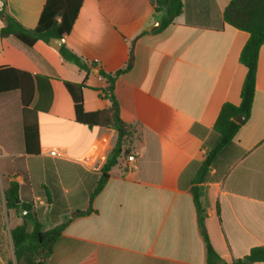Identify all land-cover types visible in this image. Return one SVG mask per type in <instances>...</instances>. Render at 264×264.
Masks as SVG:
<instances>
[{"label": "crops", "instance_id": "0c3cea01", "mask_svg": "<svg viewBox=\"0 0 264 264\" xmlns=\"http://www.w3.org/2000/svg\"><path fill=\"white\" fill-rule=\"evenodd\" d=\"M46 2L0 0V12L33 29ZM183 2V12L154 33L152 0H83L70 32L61 38L60 47L65 44L108 72L126 65L136 38L133 66L117 79L115 96L121 118L137 127L138 138L127 145L135 165L128 156L119 159L93 200L94 212L69 222L49 264H206L194 185L220 256L242 259L264 246V44L251 115L216 156L206 179L195 182L218 140L214 125L223 104L241 101L247 67L240 54L249 32L222 22L230 0ZM4 25L0 15V68L45 77L53 91L44 85L42 94L34 90L28 101V108L40 107L37 155L26 152L20 89L0 92V191L16 180L21 201L50 211L44 186L54 165L69 211L85 208L117 132L78 122L65 82H85L83 107L95 112L110 104L98 90L102 80L96 74L87 79L85 70L50 42L37 40L28 47L1 36ZM144 30L149 32L141 35ZM51 146L62 147L65 157L46 155ZM22 221L13 220V226ZM7 233L10 246V229L0 222V238ZM3 253L0 246V264Z\"/></svg>", "mask_w": 264, "mask_h": 264}, {"label": "trees", "instance_id": "16d2710c", "mask_svg": "<svg viewBox=\"0 0 264 264\" xmlns=\"http://www.w3.org/2000/svg\"><path fill=\"white\" fill-rule=\"evenodd\" d=\"M82 2L83 0H47L39 23L33 29L23 26L14 16L2 10L0 15L4 17L5 25L1 29V36H13L28 47L33 46L37 40H44L48 43L52 37L63 38L70 32ZM152 3L155 7L154 17L159 21V25L151 31L154 33L160 32L171 24L184 10L183 0H152ZM211 3L215 4L214 0H211ZM222 22L249 32V38L240 54V61L247 67V73L241 90L240 103L226 102L219 112L214 125L218 140L201 164L195 182H202L206 179L216 156L226 145L232 142L239 128L251 115L256 91L259 51L264 44V0H230L223 12ZM148 32V30H144L141 35ZM135 41L136 38L131 42L129 59L126 65L114 72L104 70L96 61H85L65 44L59 48L63 58L74 62L85 70L87 79L94 74L100 77L103 84L98 90L110 102L107 109L86 112L83 107V89L87 86L86 83L65 82L74 102L76 120L89 126L101 124L111 127L117 132V139L100 168L95 187L89 194V203L85 208H76L69 211L68 200L56 176L55 167L54 165L51 166V169L48 170V185L44 186L46 201L51 206L49 219L52 226L48 229L43 228V224L39 219L43 214L44 207L38 208L32 202L20 200V184L18 181L11 180L3 192L0 191V203L4 204L9 212L15 211L19 214L20 208L26 210V213L22 216L23 221L10 228L13 257H6L3 253L4 264H49L48 259L64 228L73 219L94 212L92 206L94 198L105 186L111 170L119 163V159L128 156L129 148L126 145V139L130 131L136 126L125 122L121 118L120 105L115 96V84L119 76L129 71L133 66ZM44 85L47 87L46 89H49V92L53 91V85L45 77L33 76L30 73L12 68H0V92L12 88H19L21 91L25 106L23 109L24 143L28 154L37 155L40 153L37 116L40 107L38 103L33 108H28L27 105L30 94H33L34 90L42 94ZM237 116H243L244 121L242 123L237 122ZM192 194L197 210L199 229L205 243L206 264L264 262V246L253 247L249 254L242 259L231 260L228 257L220 256L216 252L207 232L205 226L206 210L201 202L200 191L196 185L192 187ZM68 212L69 217L66 220H61V216ZM2 240L1 237V249H3Z\"/></svg>", "mask_w": 264, "mask_h": 264}, {"label": "rangeland", "instance_id": "374dc122", "mask_svg": "<svg viewBox=\"0 0 264 264\" xmlns=\"http://www.w3.org/2000/svg\"><path fill=\"white\" fill-rule=\"evenodd\" d=\"M155 23H156V21H155ZM41 122H43V116L41 118ZM136 138H138V129H137V127H134L130 131L129 136L126 139V145H129L130 142ZM2 187H5V182L3 183ZM39 219L42 222L44 229L50 228L52 226V222L49 219V209L48 208H45V210H43V214ZM63 219H64V217H63ZM13 220H22V216L17 214L15 211L9 212L6 209L5 205L0 203V222H1V224L3 223V227L6 231L8 230V232H9V229L13 226V224H14ZM30 227H31V225H30ZM6 237H7L6 239H5V236L2 237V239H3L2 240V242H3L2 248L4 249V253H5L6 257H13V245L12 244H10V246L8 245V233H7Z\"/></svg>", "mask_w": 264, "mask_h": 264}, {"label": "built area", "instance_id": "2783aa9c", "mask_svg": "<svg viewBox=\"0 0 264 264\" xmlns=\"http://www.w3.org/2000/svg\"><path fill=\"white\" fill-rule=\"evenodd\" d=\"M46 155L52 157V158H64L65 157V151L60 146H51L48 147L45 151ZM128 161L131 166H134L136 163V156L135 155H129Z\"/></svg>", "mask_w": 264, "mask_h": 264}, {"label": "water", "instance_id": "95a60500", "mask_svg": "<svg viewBox=\"0 0 264 264\" xmlns=\"http://www.w3.org/2000/svg\"><path fill=\"white\" fill-rule=\"evenodd\" d=\"M159 25V21L157 20L155 23V26ZM153 27H150L149 29L151 30ZM50 44L55 48V49H59L62 39L61 38H56V37H52L50 39ZM236 121L242 123L244 121V117L243 116H237L236 117ZM19 201V200H18ZM26 213V210L23 208L19 209V215L23 216Z\"/></svg>", "mask_w": 264, "mask_h": 264}]
</instances>
